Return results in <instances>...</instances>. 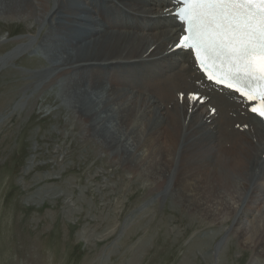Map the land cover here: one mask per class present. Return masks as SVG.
Wrapping results in <instances>:
<instances>
[{
    "label": "rangeland",
    "instance_id": "374dc122",
    "mask_svg": "<svg viewBox=\"0 0 264 264\" xmlns=\"http://www.w3.org/2000/svg\"><path fill=\"white\" fill-rule=\"evenodd\" d=\"M65 16L61 10L34 33L28 27L36 16L23 22L0 15V264H260L256 246L231 237L245 207L240 215L197 212L192 201L172 197L177 187L172 176L156 182L138 177L142 166L124 154L125 136L118 143L107 136L100 148L91 141L99 130L89 137L71 115L57 111L59 100L47 99L51 86L38 93L58 74L57 62L44 65L40 35L49 26L61 34L54 26L67 24ZM22 73L40 79L26 87L29 78ZM182 100L174 98L168 112L191 113L193 104L183 106ZM95 127L91 121L89 128ZM233 130L238 144L244 135L259 144L249 125L235 124ZM166 139L160 144L164 170L171 166ZM262 156L253 183L263 176ZM57 191L62 195H54ZM243 222L249 227L248 219Z\"/></svg>",
    "mask_w": 264,
    "mask_h": 264
},
{
    "label": "bare ground",
    "instance_id": "6f19581e",
    "mask_svg": "<svg viewBox=\"0 0 264 264\" xmlns=\"http://www.w3.org/2000/svg\"><path fill=\"white\" fill-rule=\"evenodd\" d=\"M70 1L68 6V0L54 5L51 0H0V15L23 22L36 16L35 25L28 27L34 33L37 26L53 22L61 10L69 21L62 27L53 25L60 27L61 34L55 35L49 26L40 35V45L46 49L44 65L57 62L58 74L38 93L51 86L47 99L59 100L57 111L71 115L89 137L91 131L99 130L91 141L100 148L108 144L107 136L116 143L125 136L124 154L142 166L138 177L156 182L172 176L177 184L172 197L192 201L197 212L213 217L229 212L240 215L245 207L235 223L234 233L239 236L231 237L238 244L256 246L255 260L264 264V165L260 166L263 176L253 183L258 161L263 159L264 118L251 113L255 104L206 81L189 51L174 48L182 34L174 1ZM47 58L51 61L46 62ZM21 75L29 78L26 87L40 79ZM192 94L198 99L190 100ZM178 95L183 106L187 101L193 104V112L178 108L168 112L167 104ZM27 102L31 104V99ZM91 121L96 122L94 130L89 128ZM239 123L249 125L258 145L245 135L244 143L238 144L230 131ZM163 136L170 150L168 170L160 167Z\"/></svg>",
    "mask_w": 264,
    "mask_h": 264
},
{
    "label": "snow or ice",
    "instance_id": "6c2138e0",
    "mask_svg": "<svg viewBox=\"0 0 264 264\" xmlns=\"http://www.w3.org/2000/svg\"><path fill=\"white\" fill-rule=\"evenodd\" d=\"M174 16L182 32L174 48L190 50L209 81L264 118V0H176Z\"/></svg>",
    "mask_w": 264,
    "mask_h": 264
}]
</instances>
